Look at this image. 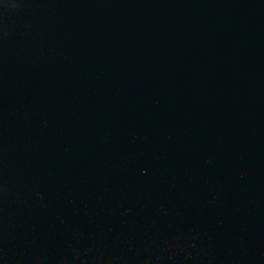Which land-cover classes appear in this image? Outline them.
Masks as SVG:
<instances>
[{
	"label": "water",
	"instance_id": "obj_1",
	"mask_svg": "<svg viewBox=\"0 0 264 264\" xmlns=\"http://www.w3.org/2000/svg\"><path fill=\"white\" fill-rule=\"evenodd\" d=\"M0 264H264V0H0Z\"/></svg>",
	"mask_w": 264,
	"mask_h": 264
}]
</instances>
